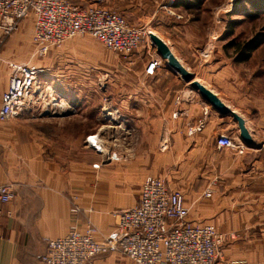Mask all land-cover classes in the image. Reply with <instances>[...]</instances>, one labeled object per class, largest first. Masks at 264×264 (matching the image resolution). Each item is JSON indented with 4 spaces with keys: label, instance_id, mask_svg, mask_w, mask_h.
I'll return each instance as SVG.
<instances>
[{
    "label": "crops",
    "instance_id": "0c3cea01",
    "mask_svg": "<svg viewBox=\"0 0 264 264\" xmlns=\"http://www.w3.org/2000/svg\"><path fill=\"white\" fill-rule=\"evenodd\" d=\"M149 62L139 67L149 83L138 85L137 104H131L129 94L128 103L117 108L119 120L115 116L111 120V126L126 129L122 145L127 150L124 146L119 164L98 173L101 163L96 160L69 170L55 160L39 157L26 164L19 139L10 137V145L16 147L0 159V186L15 185L13 199L2 206L0 264H41L46 242L65 236L74 225L83 231L92 228L98 239L106 237L116 227L111 210L134 208L141 186L150 176L162 178L184 198L189 221L212 225L229 236L216 264H264V102H254L251 111L245 109L243 103L250 104L249 99L242 103L237 99L241 79L221 65V59L186 68L245 120L251 147H245L243 153L220 150L217 140L222 135L241 142L234 120L221 117L205 104L166 61L164 70L159 67L148 76ZM7 69V76L0 80V105L9 84ZM113 128L108 127L107 134ZM96 134L86 139L93 154H99L92 149V143L97 145ZM114 152L105 153L106 163L115 162L109 157ZM27 168L32 172H26ZM206 190H210V198L204 197ZM73 206L80 209L78 214L72 213ZM119 254L99 256L89 264H118Z\"/></svg>",
    "mask_w": 264,
    "mask_h": 264
},
{
    "label": "rangeland",
    "instance_id": "374dc122",
    "mask_svg": "<svg viewBox=\"0 0 264 264\" xmlns=\"http://www.w3.org/2000/svg\"><path fill=\"white\" fill-rule=\"evenodd\" d=\"M246 1L69 0L76 7L109 9L121 15L130 26L143 31L147 37L129 57L111 52L88 35L74 36L61 46L51 48L46 55H40L33 43V17L21 21L8 37L1 36L0 31L3 41L0 80L7 76V62L31 63L43 71L27 110L11 121L0 123V136L4 137L0 140V159L8 157L16 147L10 145V137H17L24 149L22 159L26 164L33 157H39L43 161L55 160L69 170L71 166L79 168L89 160H96L97 164L101 163L97 173L119 164L118 160L106 163L105 153L110 150L118 156L125 153L122 144L126 129L122 125L111 126V120L113 116L119 120L121 114L117 108L128 103L129 94L131 104H137L139 84L148 86L139 67L154 57L160 58L150 33L163 39L187 69H196L201 61L221 59V65L241 79L237 99L241 103L249 99L250 104L243 103V107L251 111L257 101L264 102V10L254 16ZM185 4L194 6L186 10ZM239 8L248 14L240 13ZM252 44L255 50L249 59L239 61L240 47L248 54L245 47ZM165 64L161 59V70ZM108 127H114L113 132L110 130L107 134ZM95 134L103 153L90 151L87 141L89 135ZM26 172L32 169L27 168ZM111 211L113 215L117 210ZM121 256L118 264H134Z\"/></svg>",
    "mask_w": 264,
    "mask_h": 264
},
{
    "label": "built area",
    "instance_id": "2783aa9c",
    "mask_svg": "<svg viewBox=\"0 0 264 264\" xmlns=\"http://www.w3.org/2000/svg\"><path fill=\"white\" fill-rule=\"evenodd\" d=\"M34 18L33 43L40 55L61 46L77 35H88L101 42L111 52L129 57L147 37L116 12L104 7H76L69 0H0L1 36L8 37L17 30L21 21ZM3 41L0 40V48ZM161 66V59L150 60L146 74L153 76ZM10 78L0 105V123L21 116L30 106V98L40 74L36 66L8 64ZM97 153L101 146L92 143ZM218 149H237L245 146L228 135L217 140ZM111 160H119L116 153ZM98 168V165L94 166ZM14 197L13 185L0 186V217L2 206ZM211 197L210 190L204 193ZM73 214L80 209L72 208ZM8 217L11 216L7 212ZM115 229L98 239L92 228L80 230L72 226L69 232L46 242L41 264H89L99 256L120 253L134 264H216L221 258L229 236L209 224L189 221V208L184 198L172 191L167 183L147 177L140 189L138 204L113 214Z\"/></svg>",
    "mask_w": 264,
    "mask_h": 264
},
{
    "label": "water",
    "instance_id": "95a60500",
    "mask_svg": "<svg viewBox=\"0 0 264 264\" xmlns=\"http://www.w3.org/2000/svg\"><path fill=\"white\" fill-rule=\"evenodd\" d=\"M149 38L154 48H156L159 57L168 63L169 69L179 75L182 80L190 85V89L200 95L202 100L210 106L216 113L224 118H232L238 125L239 139L245 147H251L252 138L246 128L245 120L225 105L216 94L207 89L204 85L195 80V76L191 74L172 53L167 44L153 33L149 34Z\"/></svg>",
    "mask_w": 264,
    "mask_h": 264
},
{
    "label": "trees",
    "instance_id": "16d2710c",
    "mask_svg": "<svg viewBox=\"0 0 264 264\" xmlns=\"http://www.w3.org/2000/svg\"><path fill=\"white\" fill-rule=\"evenodd\" d=\"M246 2H249V4L251 5V9L254 11V14H253L254 16L256 15V13H259L262 10H264V0H248ZM193 6H194V4H189V5L185 4L186 10H190ZM239 9H240L239 10L240 13H243L244 15L248 14L247 12H245L244 9H242V8H239ZM245 48L248 51V54H245V50L243 49V47L242 48L240 47V50L242 51V52L240 51L242 57L239 59V61H241V62L247 61L249 59L251 52L253 50H255V45L253 46V44H252V45L245 47Z\"/></svg>",
    "mask_w": 264,
    "mask_h": 264
},
{
    "label": "bare ground",
    "instance_id": "6f19581e",
    "mask_svg": "<svg viewBox=\"0 0 264 264\" xmlns=\"http://www.w3.org/2000/svg\"><path fill=\"white\" fill-rule=\"evenodd\" d=\"M10 64V63H9ZM31 64V63H30ZM39 68V67H38ZM40 69V68H39ZM10 71V70H9ZM42 77V76H41ZM238 151V150H237Z\"/></svg>",
    "mask_w": 264,
    "mask_h": 264
}]
</instances>
